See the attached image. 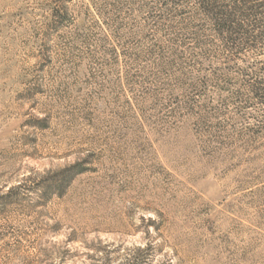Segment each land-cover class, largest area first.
Listing matches in <instances>:
<instances>
[{
  "label": "rangeland",
  "instance_id": "374dc122",
  "mask_svg": "<svg viewBox=\"0 0 264 264\" xmlns=\"http://www.w3.org/2000/svg\"><path fill=\"white\" fill-rule=\"evenodd\" d=\"M263 62L196 0H0V264H264Z\"/></svg>",
  "mask_w": 264,
  "mask_h": 264
},
{
  "label": "trees",
  "instance_id": "16d2710c",
  "mask_svg": "<svg viewBox=\"0 0 264 264\" xmlns=\"http://www.w3.org/2000/svg\"><path fill=\"white\" fill-rule=\"evenodd\" d=\"M196 3L205 27L224 52L233 56L246 51L264 55V0H196ZM250 86L256 98L264 99V73Z\"/></svg>",
  "mask_w": 264,
  "mask_h": 264
}]
</instances>
